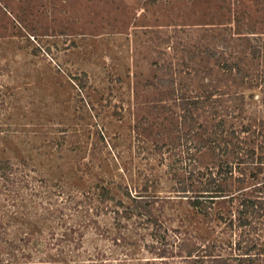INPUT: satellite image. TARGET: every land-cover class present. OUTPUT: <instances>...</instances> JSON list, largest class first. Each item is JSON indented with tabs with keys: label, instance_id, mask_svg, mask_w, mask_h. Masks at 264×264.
Wrapping results in <instances>:
<instances>
[{
	"label": "rangeland",
	"instance_id": "1",
	"mask_svg": "<svg viewBox=\"0 0 264 264\" xmlns=\"http://www.w3.org/2000/svg\"><path fill=\"white\" fill-rule=\"evenodd\" d=\"M237 143L264 160V0H0V264L224 239L178 186Z\"/></svg>",
	"mask_w": 264,
	"mask_h": 264
},
{
	"label": "trees",
	"instance_id": "2",
	"mask_svg": "<svg viewBox=\"0 0 264 264\" xmlns=\"http://www.w3.org/2000/svg\"><path fill=\"white\" fill-rule=\"evenodd\" d=\"M173 80L161 78L159 81L163 85H173ZM201 97L196 95L195 98H188V101L180 100L184 110L179 114L176 127L185 125L187 113H190L188 105L200 103ZM205 141L206 138H203L199 142L204 145ZM232 147L236 150L235 160L219 159L215 166L207 165L206 170L201 172L203 176L198 188H194L192 168L188 172L189 180L178 186V190L187 193L190 203L204 214L211 215L217 199H225L229 204L227 210L217 209L215 214L226 223L228 236L204 244H191L179 237L168 241L163 236L162 242L170 247H159L157 241L152 242V249L159 247L158 254L153 256L154 261L146 257V263L264 264V160L262 156L255 155L248 160L249 155L244 156L239 143ZM190 190L195 194L189 195Z\"/></svg>",
	"mask_w": 264,
	"mask_h": 264
}]
</instances>
